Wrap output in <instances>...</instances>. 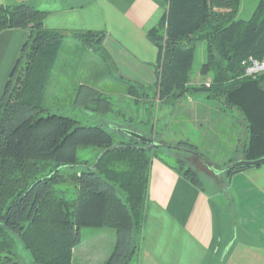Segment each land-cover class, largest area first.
Returning a JSON list of instances; mask_svg holds the SVG:
<instances>
[{
    "label": "trees",
    "instance_id": "1",
    "mask_svg": "<svg viewBox=\"0 0 264 264\" xmlns=\"http://www.w3.org/2000/svg\"><path fill=\"white\" fill-rule=\"evenodd\" d=\"M239 2L167 0L164 14L147 32L158 50L156 81L148 86L127 81L124 90L126 98L150 107L194 92L237 111L248 134L242 157L256 160L264 156V72L245 75L244 62L264 60V0L248 20L237 19ZM44 17L27 3L0 5V32L29 33L0 99V264H21L14 240L27 251L31 264H74L72 252L83 228L115 231L114 247L103 264H139L152 160L160 159L191 184L202 186L183 159L173 165L156 150L205 158L187 140L148 148L123 131L131 128H120L128 140L117 141L103 126L81 125L51 113L45 93L67 35L45 29ZM72 36L93 47L104 34ZM200 42L206 43L207 57L199 73L210 81L191 85L194 49ZM74 105L97 115L114 112L108 96L85 85L75 92ZM150 114L143 121L149 125L143 135L159 141ZM79 151L90 159L80 160ZM231 163L213 166L222 170Z\"/></svg>",
    "mask_w": 264,
    "mask_h": 264
},
{
    "label": "crops",
    "instance_id": "2",
    "mask_svg": "<svg viewBox=\"0 0 264 264\" xmlns=\"http://www.w3.org/2000/svg\"><path fill=\"white\" fill-rule=\"evenodd\" d=\"M259 1L240 0L237 19L248 20ZM18 3H27L45 13V29L67 35L64 45L65 41H75V47L87 58L91 57L84 60L85 75L83 79L76 78L70 96L85 85L105 96L126 98L125 82L144 86L155 83L158 50L147 39V32L164 14L167 0H0L3 6ZM84 32H101L104 36L98 46L90 47L72 36ZM28 35L25 29L0 32V99ZM206 57V43H197L191 85L209 83L210 78L199 73ZM59 58L45 93L49 109L52 97L70 89L69 77L60 72L68 64L65 61L64 65ZM102 61L109 67L110 81L123 86L111 88L99 84ZM195 94L198 100L188 96L191 108L186 114L188 119L204 129L206 123L201 118L209 120L210 114L215 113L219 123L211 122L213 133L209 140L224 153L222 163L243 159L241 152L248 143V134L241 115L202 93ZM171 114L172 110L167 112V119ZM222 131L228 133L224 146ZM202 142L192 143L205 159L193 156L214 176L216 184L209 181L210 185L199 188L160 159L152 160L139 264H264V165L227 175L213 166L214 160L201 149ZM80 233L81 240L72 252L73 263L103 264L114 247L115 231L83 228Z\"/></svg>",
    "mask_w": 264,
    "mask_h": 264
},
{
    "label": "rangeland",
    "instance_id": "3",
    "mask_svg": "<svg viewBox=\"0 0 264 264\" xmlns=\"http://www.w3.org/2000/svg\"><path fill=\"white\" fill-rule=\"evenodd\" d=\"M73 43L76 42L72 40L65 41V45L59 53V55L61 54L59 59H62V61L64 62L63 64L65 65V61L66 64H68L65 70L64 66H62L60 72L66 75V77H69L70 89L67 93H59L57 98L52 97L49 100V105H51V113L73 118L81 125L103 126L107 130L115 133L117 141H127L128 139L126 137H123L118 132V130L120 128L128 127L131 128L134 132L140 134L146 133L149 125L148 123L145 124L143 121L151 117V114L149 115V112H152V115L155 118V122L153 120L152 123L153 125H155L156 132L160 135V137H156L159 142L155 140L156 142H166L172 144L173 146H176V144L180 141L187 140L191 143H194L202 140L203 142L201 144L203 145H201V149L204 152L206 151L207 156L209 158H212L218 167L224 166V163H222L224 153L220 151L219 147H214V145H212L209 140V135L212 132V130L210 129V125L213 124L211 122L216 121V123H219L216 120V114H210L211 117L209 120L207 118H201L200 121L206 123V126L204 125V129L194 126V123H192V121L188 119V116L186 115L189 114V109H191L189 102H187L190 100L188 96L193 97L194 100H198L194 92L184 93L182 98H169L168 102L160 103L159 105L153 103L152 107L149 106L150 103L140 104L135 102L131 98L108 96L109 101L113 103L114 112L104 115L93 114L87 109L74 105V96H70L71 86L75 84V80L76 78H79V76H82L81 79H83L85 75L84 69L87 65L84 60H89L91 59V57L87 58V54H84L83 51L80 52V50L76 48ZM98 59L102 60V58L100 57ZM104 64V62L101 63V66L99 67V70L101 71V73H103V75H101L99 84L102 87L103 85H108V87L112 86L111 88H114V86L115 88H119L120 85L123 86V84H120L119 82L110 81V77L107 74L109 67L107 64L106 66ZM193 75L191 77H193ZM124 86L126 87L127 85L125 84ZM150 94H152V92H150ZM65 95L68 96L64 97ZM171 110L172 116L170 117V119H167V112L170 113ZM201 111L204 112L203 109ZM221 117L222 119H224L223 116ZM221 133L223 135L221 139L224 146L226 144L224 139L228 137V133L226 131H222ZM156 151L158 152L159 156L163 157L173 165H177V158L183 159L188 164V166L196 172L202 182V186H207L209 184V181H212L213 184H216V179L214 178V176L203 165H201V163H199L197 158L193 155L187 156L186 153L181 151L171 153L164 148L157 149ZM85 152L86 151H79L78 157L80 160L90 159L91 155L86 154ZM14 251L21 264L32 263L27 251L24 250L18 240H14Z\"/></svg>",
    "mask_w": 264,
    "mask_h": 264
},
{
    "label": "water",
    "instance_id": "4",
    "mask_svg": "<svg viewBox=\"0 0 264 264\" xmlns=\"http://www.w3.org/2000/svg\"><path fill=\"white\" fill-rule=\"evenodd\" d=\"M123 131L137 139L138 141H140L141 143L145 144L148 148H157V147H162L164 145L156 142L154 139L152 138H149L143 134H140V133H137V132H134L132 130H126V129H123ZM103 154V153H102ZM98 162V161H97ZM97 162L93 165V169L96 168L97 166ZM264 165V156L259 158V159H256V160H245V159H241V160H238V161H235L229 165H227L224 169H222L221 171L222 172H225L227 170H232V169H245V168H253V167H259V166H262ZM212 169V168H211Z\"/></svg>",
    "mask_w": 264,
    "mask_h": 264
},
{
    "label": "built area",
    "instance_id": "5",
    "mask_svg": "<svg viewBox=\"0 0 264 264\" xmlns=\"http://www.w3.org/2000/svg\"><path fill=\"white\" fill-rule=\"evenodd\" d=\"M245 64V75L255 76L264 72V60L258 61L253 58H249Z\"/></svg>",
    "mask_w": 264,
    "mask_h": 264
}]
</instances>
